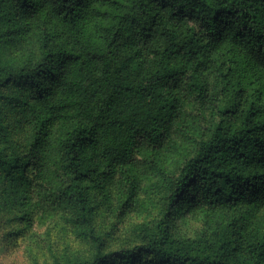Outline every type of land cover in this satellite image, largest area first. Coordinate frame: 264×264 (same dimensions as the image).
Instances as JSON below:
<instances>
[{"label":"trees","instance_id":"16d2710c","mask_svg":"<svg viewBox=\"0 0 264 264\" xmlns=\"http://www.w3.org/2000/svg\"><path fill=\"white\" fill-rule=\"evenodd\" d=\"M14 45L26 49L18 62L3 57ZM10 86L33 135L23 157L2 146L0 106L9 199L68 203L96 245L52 264H264V0H0V102ZM208 103L211 132L194 138L168 197L216 215L210 238L173 234L169 207L133 244L108 247L94 234L93 189L116 172L131 205L138 163L176 121H205Z\"/></svg>","mask_w":264,"mask_h":264},{"label":"rangeland","instance_id":"374dc122","mask_svg":"<svg viewBox=\"0 0 264 264\" xmlns=\"http://www.w3.org/2000/svg\"><path fill=\"white\" fill-rule=\"evenodd\" d=\"M26 49L16 45L8 48L3 57L18 62ZM34 54L29 49L27 54ZM32 52V53H31ZM206 68V81L216 95V73ZM2 108L6 140L1 143L17 156L26 155L32 140L33 129L22 118L23 97L16 87H7ZM17 96V99H12ZM191 107V106H190ZM189 107V109H190ZM205 121L189 118L176 121L163 148L151 152L136 167L137 193L131 205L123 206L122 189L116 172L103 178L100 188L92 191L95 208V233L101 236L110 248L133 244L137 228L155 222L159 215L170 207V231L182 238L197 240L210 238L208 224L216 218L214 214H193L183 200L169 205V194L174 189V174L182 160L196 147V136H208L214 121L212 103L202 108ZM153 153V154H152ZM7 184L0 173V264H52L56 260L86 258L96 250L94 238L85 225L77 223L72 206L63 202L58 210L43 211L39 198L33 196L18 204L9 199ZM21 202V203H20ZM214 218V219H213Z\"/></svg>","mask_w":264,"mask_h":264}]
</instances>
